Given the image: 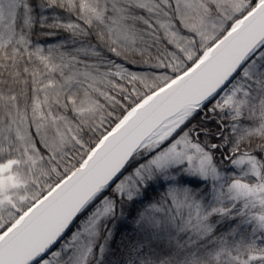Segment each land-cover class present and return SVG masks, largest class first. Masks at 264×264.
I'll list each match as a JSON object with an SVG mask.
<instances>
[{"label": "snow or ice", "instance_id": "1", "mask_svg": "<svg viewBox=\"0 0 264 264\" xmlns=\"http://www.w3.org/2000/svg\"><path fill=\"white\" fill-rule=\"evenodd\" d=\"M0 264H264V0H0Z\"/></svg>", "mask_w": 264, "mask_h": 264}, {"label": "trees", "instance_id": "2", "mask_svg": "<svg viewBox=\"0 0 264 264\" xmlns=\"http://www.w3.org/2000/svg\"><path fill=\"white\" fill-rule=\"evenodd\" d=\"M40 30L37 29V32ZM66 34L61 33L60 36H44L41 35L38 37L40 43L44 44H51L57 40H60L63 36ZM134 70L135 67L133 66ZM217 161L220 162L219 155L217 154ZM220 166L225 169H232V166L228 163V161L224 160L222 163H220ZM229 174H238L237 170L232 169V171ZM131 225L130 223H124V222H117L116 223V242L113 244V248L115 251V257L118 259H123V253L119 250V242L121 239H124L131 235L130 232Z\"/></svg>", "mask_w": 264, "mask_h": 264}]
</instances>
